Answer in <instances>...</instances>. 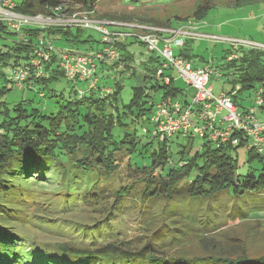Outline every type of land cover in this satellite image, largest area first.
Returning <instances> with one entry per match:
<instances>
[{
  "label": "trees",
  "instance_id": "16d2710c",
  "mask_svg": "<svg viewBox=\"0 0 264 264\" xmlns=\"http://www.w3.org/2000/svg\"><path fill=\"white\" fill-rule=\"evenodd\" d=\"M98 1L100 0H14L15 11L29 17H62L69 15L80 5L93 9ZM211 4L209 2L200 7L191 16L192 19L203 20L211 10ZM57 8L61 10L55 12ZM177 20L186 21L188 18L177 17ZM170 24L169 20L166 25ZM24 31L27 33L28 43L21 41L16 32L0 21V39L6 37L14 39L13 44L0 45V79L6 76L5 68L14 71L19 67L30 66L31 60L35 57L34 47L39 45L38 38L45 37L48 41L47 46L55 49L51 55V63L43 65L45 76L42 77H36L32 69L25 80L24 90L32 89L26 86L32 81L40 85L41 97L59 99L56 100L57 110L53 112H47L37 106L35 100L22 99L9 106L5 97L11 89L7 85L0 88V264H264V255L251 256L245 246L232 248V252L225 251L215 238L200 243L206 251L203 255L172 254L168 245L170 243L174 245L172 242L179 239L170 233L180 226L168 220L170 216L177 215L174 211L169 212V206L174 203L175 197L181 201L202 199L204 203L201 205L202 208L208 200L214 201L229 194L234 201L243 205L245 203L241 201L243 202L246 197L264 194L263 156L247 150L249 163L258 161L262 166L259 170L253 167L241 174L238 172L237 157H234L233 151L244 148L243 145L217 148L213 142L206 141L201 146L202 152L193 155L190 151L192 147L188 149L192 141L189 138L187 144L178 145L181 147L177 152L178 163L171 164L174 159L171 146L168 145L171 140L166 139L160 143L155 136L149 138L150 142L142 144L137 130V125H142L143 129L146 127L148 130L146 132L150 133V129L153 128L151 117L157 102L186 97L183 90L177 88L174 82L167 86L157 80L156 73L161 64L159 57L155 58L157 66L150 71L151 75L145 77L144 85L136 86L129 103L120 107L118 102L123 90L121 80L115 79L112 91L107 95L101 92H85L80 96L78 90L74 88L66 94L65 90L56 92L49 87L55 81L67 79L60 67V55L67 49L55 47L57 41L70 42L72 45L89 43V47H86L89 53L99 51L102 48L101 41L95 47V41L90 36L83 38L84 29L79 27L52 25L46 28H25ZM133 43L128 40L120 43L118 49L120 60L110 68L100 65L99 69L102 68L100 72L98 70L97 75L102 76L105 70L103 67L114 69L120 75L131 71L135 55L129 50V46ZM188 50L185 48L182 55L191 62V56L186 54ZM232 55L237 57L229 60ZM225 59L226 62L220 64L217 69L233 86L229 94L237 87H240L239 93L247 90L257 92L259 88L264 90V50L230 46L226 50ZM117 66L121 70L117 69ZM135 74L133 71L132 75ZM107 84L108 82L102 81L99 88L107 87ZM159 94L161 95L158 97ZM237 96L238 94L234 96V100L240 107ZM154 99L156 100L151 102ZM117 128L120 130L119 134H116ZM154 141L161 144H157L159 149L153 148ZM122 153L146 161L145 163L137 159L135 161L134 170L138 176L134 177L133 184L141 185V188L128 186L125 190L121 187L123 189L111 190L106 194L109 185L105 183L107 176L115 174L120 168L118 155ZM67 163L72 166L73 174L69 175L67 188L63 194H59L67 206L65 210L70 211L74 206V202H66L67 199L79 195L80 184L77 179L83 175L99 174L94 183L85 184L86 187L83 189L84 192L97 193L92 198L88 196L82 202H99V197L101 200L105 199L106 201L98 204L97 209L103 212L105 208L106 216L93 224H86L84 227L88 231L83 229L79 231L85 236L72 245L61 243L52 244L50 247V244H46L43 246L46 249H42L34 243L27 244V240L26 242L21 240L19 243V238L12 231L17 223L24 221L25 224V220L28 219L29 214L23 211L27 206L22 200L26 198L24 193L36 184L45 185L52 181L51 179H58L61 171L70 174V169H65ZM103 173L106 178L103 180L104 184L99 186L100 174ZM50 174L54 178L48 177ZM19 176L22 178L21 182L15 180ZM181 184L183 187H180ZM132 190L134 192H131ZM129 197L134 198L132 201L138 205L137 208L142 210V213L150 215L146 222L141 223V229L144 231L142 239L145 241L137 244L134 240L123 238L114 223L123 212V203ZM159 198L162 199L160 202L165 200L167 203L159 215L160 220H156L157 216L150 212V205H154L153 202ZM18 203L26 204L19 208ZM259 208L254 211L259 212L257 215H264ZM51 212L44 211L43 217H51ZM242 212L241 217L244 220L251 214L249 210ZM203 217L202 215L201 219H198L199 217L194 216L192 221L187 220L193 226L200 225L199 230H204L208 222L203 220ZM44 224L45 221L42 222V225ZM156 224L157 230L162 225L161 235L159 230H155L153 234L147 232ZM109 231L114 232L111 234ZM188 232L190 231L184 236L192 235ZM159 238H166L169 241L166 244L162 242L154 244L155 239ZM180 241L184 242V237Z\"/></svg>",
  "mask_w": 264,
  "mask_h": 264
},
{
  "label": "rangeland",
  "instance_id": "374dc122",
  "mask_svg": "<svg viewBox=\"0 0 264 264\" xmlns=\"http://www.w3.org/2000/svg\"><path fill=\"white\" fill-rule=\"evenodd\" d=\"M209 2L212 3V8L206 17L201 21L192 19L191 16L193 13ZM87 7L88 6L85 5H80L75 8L73 7L74 9L69 15L60 18L65 19L64 22H44L47 24L45 25V28L48 26V23H50L51 26L65 24L67 23L66 20L73 13L78 12L81 14L80 17L87 14L91 20L108 23L110 29H114V27L118 26L134 29V26H138V24L179 28L188 22H196L198 23V26H203L201 27L203 30L200 31L202 34L231 37L239 40H253L257 43L264 44V0H100L93 9H88ZM177 17L188 18V20L179 21L177 20ZM169 20L171 21V24L168 26L166 24ZM38 26L40 25H33V27ZM82 36L83 38L90 36V38L95 41V47L99 45V42L102 39L101 33L94 29H84ZM12 41H14L13 37H6L0 39V45L3 43L10 45L13 44ZM128 41L134 42L129 46V50L135 55V61L132 65L133 69L129 72H125L123 75H120L113 69L112 77L106 76L104 78L103 76L101 78L103 81L108 82V88H113L115 79L122 81L123 90L118 102L120 107H122L123 104L129 103L133 95V89L138 85H144L145 77L149 74L151 75L152 72L150 71L157 66L154 61L157 57L155 54L150 53L144 45L137 41L136 38H130ZM54 45L55 47L67 50L89 53V49L87 50L86 48L87 46L89 47V43L72 45L70 42L57 41ZM229 47V44L219 43L205 37H200L189 41V46L186 47L189 50L186 54L191 56V62L194 67H210L215 70L220 64L226 62V50ZM118 49H120V45H118ZM179 50L180 49H175L176 55L180 53ZM117 69L121 70L118 66ZM133 71L136 72L135 76L132 75ZM4 72L6 76L5 78L0 79V88L7 85L8 88L11 89L5 97L9 106H13L15 103L25 99L35 100L38 104L37 106L45 109L47 112L57 110L56 108L58 107V104L56 103V100L59 98L41 97L42 92L40 85L38 86L32 81L26 85L32 89L27 88L24 90L23 88L18 90L10 81L14 73L13 69L5 68ZM170 74L174 79V85L183 90L186 98H191L190 96H193V93L196 91L194 92L193 89L189 88L176 72L171 70ZM77 84L68 79L62 78L59 81H55L49 87L56 92L65 90V93L68 94L73 88L75 90L83 89L79 88L82 86L81 84ZM211 86L212 92L217 96L224 93L229 94L228 92L233 88L225 77H213ZM107 87L104 86L103 88ZM255 93V90H247L237 93V102L240 103L242 110L252 107ZM160 95L161 94H159L158 97ZM232 95L234 96V94ZM156 99L151 100V102H154ZM179 99H183V97L172 98L171 100H177L179 102ZM236 105L238 104L236 103ZM260 119L263 120L264 118L260 116ZM127 122L129 123V121ZM146 129V127L143 129L142 125H137L138 135L142 139V144L150 142L149 138L155 137L153 128L150 129V133L146 132ZM115 131L116 134L120 133L118 128ZM187 139L189 138H186L181 134H176L168 143V145L171 146V151L174 156L171 164L175 165L178 163L179 159H177V152L181 150V147H178V145L187 144ZM190 139L192 141L191 144L188 145V149L192 147V150L190 151H192L193 155L196 152H202V144L209 141L199 136ZM158 141L162 143L160 139ZM158 141H154V144L152 145L154 149H159L157 144L160 143ZM248 151L245 148H239L236 151H233L234 157H237L238 172L241 174H244L253 167H256L259 170L262 166L258 161L249 163ZM136 159L141 163L146 162L144 159L136 157L131 158L127 153L118 155L120 168H118L115 174H108L107 181L105 182L109 184L107 185L108 192H106V194H109L111 190L119 188L127 190L126 188L128 186H137L138 188H141V185L133 184L134 177L138 176L134 170L136 168ZM182 164H180V166ZM58 168L60 169V166ZM66 168L67 170L70 169V174L56 171L61 174L58 176V179H51L52 181L45 183V185L36 184L28 190L25 189V191L27 190L26 193H24L26 198L24 197L25 199L22 200L27 203V206L23 211H26L29 214L27 215L28 217L26 216L28 219L25 220V224L24 221H22V223H17L14 227L15 229L12 231V233L19 238V243H21V240L25 242L27 240V244L34 243L42 249H46L43 247L46 244H50V247L53 246L52 244L57 245L61 243L72 245L74 244L73 242L83 239L82 236L85 235L84 233H79V231H81V229L86 230L84 227L86 224H93L96 221L102 220L106 216L105 208L103 212L97 209L98 204L106 201L105 199L101 200V197H99V202H82L88 196L92 198V196L97 193L84 192L83 189L86 185L90 184V182L94 183L99 174L88 176L83 175V177L77 179V182L80 184L78 187L79 195H74L71 199H67L66 202H74V206L70 211L65 210L67 206L65 205L63 197L59 194H63L65 188H67L69 175L73 174L70 163L65 164V169ZM100 175L101 180L98 181L99 186L104 184L103 180L106 178L105 173ZM20 177L21 176L15 180L21 182L22 178ZM48 177L54 178L51 174L48 175ZM180 187H183V184H181ZM131 192L134 191L132 190ZM226 195L227 196L225 197L216 198L214 201L208 200L202 208L201 205L204 204L202 199L201 201L191 199H183L184 201H181L178 197L173 199L174 203L169 206V212L174 211L177 215L170 216L168 220L170 223L175 222V224H178L180 227L173 231V233H170L179 238L177 241L172 242L175 243L174 245L171 243L168 244L170 245L169 250L172 254H206V251L203 250L200 243L203 240L211 241L210 239L215 238V240L219 241L218 244L225 251L229 250L232 252V248L245 246L247 252L251 256L264 255V215H257L259 212L254 211L260 207L259 211L264 212V194H261L260 196L255 194V196L246 197L243 202L241 201V203H245L243 205H240V202L234 201L235 199H233L232 196H229V194ZM133 199V197H129L125 200L123 203L124 210L119 214L114 223L116 230L121 233L123 238L134 240L137 244L141 241H145V239H142L144 231L141 229V223L146 222L150 215L142 213V210L140 211L137 208L138 205L136 206L134 201H132ZM161 200L162 199L160 198L157 199V201L153 202L154 205L148 204L151 207L150 212H153L152 214L157 216L155 218L156 220H160L159 215L162 214V208L167 203L165 200L164 202H160ZM77 202L82 203L80 205H75ZM26 203H18L17 206L23 208ZM209 205L211 206L209 207ZM48 210L52 211V216L43 217V212ZM243 210H249L251 212L245 220L241 217ZM202 215L204 216L203 220L208 222V226L206 225V229L204 230H199V228H201L200 225L193 226L190 221L193 220L194 216L201 219L200 216ZM43 221H45L46 224L42 225ZM19 224L24 225L21 226ZM160 226L162 227V225ZM157 227L158 224L150 227L147 232H152L153 234V232L157 230ZM161 227L158 228L160 235L162 233ZM187 231H190L192 235L184 236ZM109 232L113 234L114 231ZM182 237L185 239L184 242L180 241ZM137 238H140L141 240H136ZM168 241L169 240H166V238H159L158 240L155 239L154 244H161V242L166 244ZM40 252L43 251L40 250Z\"/></svg>",
  "mask_w": 264,
  "mask_h": 264
},
{
  "label": "built area",
  "instance_id": "2783aa9c",
  "mask_svg": "<svg viewBox=\"0 0 264 264\" xmlns=\"http://www.w3.org/2000/svg\"><path fill=\"white\" fill-rule=\"evenodd\" d=\"M60 10L61 8H57L55 12ZM80 16L78 12L73 13L62 26L94 29L102 35V48L99 51L81 53L65 50L60 55V67L66 78L76 84L87 83L86 88L78 89L80 96L85 92H101L107 95L112 91L111 87L99 88L100 76L97 75L99 66L105 65L110 68L116 64L120 60L118 45L130 38H136L150 53L159 57L161 64L157 69L156 78L161 84L169 86L174 82L170 74L172 70L179 74L189 88L196 91L191 98L183 97L179 102L171 98L164 99L155 105L151 122L154 135L161 142L171 140L176 134L186 138L199 136L213 142L217 148L243 145L246 150H252L264 158V119H260V115L264 118V90L259 88L256 92L254 107L242 110L234 100L239 88L230 95L224 93L217 96L212 92L213 77H223L219 69L194 67L192 62L182 55L188 42L200 37L236 48L264 50V44L252 40L202 34L199 30L202 26L199 28L196 22H188L179 28L138 24L134 29L120 26L110 29L108 23L91 20L87 14ZM62 17L21 15L15 12L14 0H0V21L6 23L25 43L29 42L25 28H33V25L45 28L47 24L44 22H64L65 19H60ZM49 26L50 23L47 27ZM37 41L39 45L34 47L35 57L31 60V65L13 71L10 81L18 90L25 87V80L32 69L36 77H42L45 76L43 65L51 63V55L55 49L47 46L48 41L45 37H39ZM175 49H180V53L176 55ZM236 57L232 55L229 60Z\"/></svg>",
  "mask_w": 264,
  "mask_h": 264
},
{
  "label": "crops",
  "instance_id": "0c3cea01",
  "mask_svg": "<svg viewBox=\"0 0 264 264\" xmlns=\"http://www.w3.org/2000/svg\"><path fill=\"white\" fill-rule=\"evenodd\" d=\"M203 25V24H202ZM199 28H200V26H198ZM203 27V26H202ZM200 31L201 30H203V28L202 29H199ZM253 41V40H252ZM102 68V67H101ZM100 68V69H101ZM105 70L102 72V76H100V82H102L103 80L101 79L103 76H104V78L106 77V76H111L112 77V71H113V69L111 70V69H108V68H106V67H103ZM100 69H99V72H100ZM110 70V71H109ZM103 82H106V81H103ZM79 84H81L82 86L81 87H79V88H86V86H87V83H79ZM78 85V84H77ZM237 88H239L240 89V87H237ZM78 89V88H77ZM239 91V90H238ZM222 93H224V92H222ZM254 99H255V97H254ZM255 105H254V101H253V105H252V107H254ZM252 107H250V108H252ZM249 108V109H250ZM245 110H247V109H245ZM261 116V115H260Z\"/></svg>",
  "mask_w": 264,
  "mask_h": 264
}]
</instances>
